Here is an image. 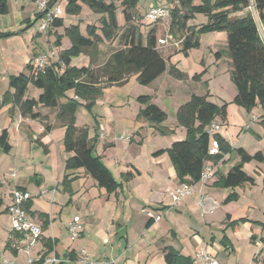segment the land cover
I'll return each instance as SVG.
<instances>
[{
    "label": "trees",
    "instance_id": "obj_1",
    "mask_svg": "<svg viewBox=\"0 0 264 264\" xmlns=\"http://www.w3.org/2000/svg\"><path fill=\"white\" fill-rule=\"evenodd\" d=\"M59 1L51 0L48 7L54 8ZM172 1L178 2L179 5L171 10L169 33L175 35L179 31L187 32L179 52L188 55L191 49L199 48L202 34L226 33L227 54L232 67L231 79L237 91L232 103L242 107L249 114L260 108L264 126V0H202L200 5H194L193 0ZM117 2L121 3V10ZM80 3L89 7L94 13L105 16L100 23L101 34H98L99 29L94 25L87 26V37L82 35L78 25L65 28L64 35L69 38L71 47L62 51L57 60L53 61L50 58L48 66L43 71L35 70L32 65L31 75L21 74L11 77L10 88L14 89V93L8 92L4 96L3 105L10 107L11 114L15 108H18L23 117L33 120L41 119V114L35 112L38 107L57 109V119L66 129L63 140L64 149L66 153L72 154L66 161V172L83 169L99 188L105 189L109 195H112L117 193L123 184L114 178L102 158L96 155L97 138L90 139L88 129L76 125V112L82 104L81 101L86 103L89 111H92L104 85L121 86L132 76H137L139 85L149 86L166 72L180 81H183L186 75L175 64H171L169 59L165 60L159 52L157 43L160 38L157 40L156 29L148 32L146 43L143 44L142 34L138 35L137 27L132 24L135 19L132 11L138 6L139 0H68L67 14H80ZM7 12V1L0 0V14L5 15ZM119 13L122 14L123 21L128 26L121 35L124 48L114 52L98 71L93 68L92 60L87 67L71 66L72 59L88 54L89 50H97L99 44L104 41H113L117 38L121 27L118 21ZM195 14L207 16L208 23L199 28L188 27L187 21ZM41 17L42 14L38 13L35 21ZM31 24L32 22H28V25ZM59 27H64V19L54 20L50 29ZM11 35L0 34V38ZM61 40L62 36L56 35L55 47L61 46ZM96 53L93 52V54ZM221 54V52L216 53L217 59H220ZM204 75L205 72L195 74L193 81L201 82ZM29 85L43 91L38 100L25 98ZM68 91H74V97H68L66 95ZM208 97L209 92L203 96L192 95L189 101L179 107L176 120L179 126L186 129V138L175 141L170 148L154 154V156L163 154L169 156L181 184L197 185L207 163L212 161L217 165L233 151L230 144L221 135H217L220 142V154L210 155L207 126L218 115L226 119L229 104L218 106L208 101ZM61 100L64 102L61 103ZM138 102L145 107L138 114L137 120H146L156 129H160L163 135H167V131L162 128L168 119L167 113L154 104L150 96H140ZM45 129L48 131L51 127L46 125ZM11 150L8 130H4L0 135V156L9 154ZM236 151L240 162L226 175L219 176L212 185L214 188L236 189L245 184L255 185L254 177L250 176L244 167L252 161L264 162L263 152L260 151L252 156L243 148H238ZM217 174L218 172L215 175ZM123 177L125 181H129L132 175L124 174ZM72 181L69 175H65L62 183L64 191L70 196L73 193ZM238 200L239 195L234 192L227 196L223 203L226 205ZM32 205L31 201L26 203L28 212ZM39 217L44 216L39 214ZM230 219L231 216L227 215L229 221L227 227L236 229L239 222H230ZM152 220L151 218L149 224L153 223ZM47 226V222L44 223V227ZM226 239L228 238L225 236L221 241L224 246ZM45 245L47 252L37 262L38 264H44L48 254L54 251L51 240H47ZM7 247H10V244H7ZM261 253H264V248L261 249ZM164 257L166 264H193L194 262L191 257L184 256L171 247L165 248ZM67 258L74 260L76 254L70 252ZM52 264L68 263L66 260H59Z\"/></svg>",
    "mask_w": 264,
    "mask_h": 264
},
{
    "label": "crops",
    "instance_id": "obj_2",
    "mask_svg": "<svg viewBox=\"0 0 264 264\" xmlns=\"http://www.w3.org/2000/svg\"><path fill=\"white\" fill-rule=\"evenodd\" d=\"M6 1L8 12L5 15L0 14V34L12 35L10 37L0 38V135L4 130H8L12 150L9 154L0 156V213L6 214L10 221V229L8 230L6 237L7 240L4 246V253L1 254L0 260L3 257H8L13 263L16 260L15 262L18 264H27L29 259L28 254L25 253V250H23L25 241H23L21 235L11 231V219L8 214V207L11 204L10 191L15 188L27 191L31 194V202L33 205L29 211V214L31 219L42 227L43 233L39 245L34 248L30 254V257L35 259L37 262L47 252L45 245L47 240H51L53 243L54 253L51 252L48 254L44 264H52L47 262V260L50 259H57V261L66 260L68 264H79L78 259L83 250H86L89 257L95 262L116 259L118 260V264H166L164 250L167 247L175 249L184 256H189L193 260L195 254L201 249H207L211 253L215 254L214 250L212 249V245L216 242V239L211 238L210 242H212L214 239L215 242L211 245H208L207 238H203L202 236L200 237L202 231L200 227V222H202L201 215H205V217L211 215L218 208L219 204H221L223 205L221 215H230L232 220L235 218L232 214L223 211L225 208V204L223 202L227 197L216 200L214 197L208 194V192L216 190L212 185L218 179V177L226 175L228 171L221 172V170L218 169V174L216 175L213 182L205 186L200 184L194 185V196L193 194L191 195L192 197L187 196L179 204L175 205L171 197L168 195V191L182 184L179 183L176 177V171L170 161L169 156L167 154L154 156V154L158 151L170 148L175 142L173 135L174 133L172 130L179 126L176 120V112L179 107L189 101L192 95L203 96L207 92H209L210 95V88L207 87L206 90L204 89L201 93H192L189 95L188 99H185L184 103L174 104L171 111L172 117H170V113H168L164 107L160 106V104H156L168 115L167 121L162 125V128L167 131L168 136L166 135V139L168 140H165L167 142L164 143H166L165 146L168 147L154 150L149 152V154H146L152 159L150 160V168H142L132 161L131 163L128 162L123 164L121 157L113 158V161H111L110 158L107 163V156L110 153H112L114 156L113 153L116 150L118 151V131H116V127L111 128L109 126V122L96 120V126L94 128V133L96 132V134L91 137L88 132L90 139L95 138V136L98 134L97 143L95 146L96 155L102 158L103 163L110 170L115 179L119 180L117 177L118 174H120V179L123 178L125 182L123 175L131 174L132 177L129 181L130 184L132 183L133 185L134 183L139 182L145 190L149 191V196L144 200L138 199L137 201L139 203H136V199L128 197L124 198L122 196L124 191L122 185L121 189L115 193L117 203L115 206H112V209L110 208L108 225L105 219L101 220L100 218L92 220V222H90L91 225H85L82 221L83 218L81 215H79L80 212L78 209H81L80 200L87 196V193L85 196V192L87 191L85 188L87 187L86 185L89 183L91 177L86 174L83 169L73 172H66V161L72 156L71 153L65 152V155L62 153V157L60 156L56 163L53 162L51 156L52 150L50 147L53 143L57 145L60 143L61 153L62 149H64L61 143H63L66 132V129L60 125L61 123L57 125L59 121L57 120V113H55L53 116L50 114L52 109L38 107L35 109V112H39L41 114V119L33 120L28 117H23L18 108H15L13 114H11L9 110L10 107H4L3 105L4 96L8 92L14 93V89L10 88V78L13 76H19L21 74H25L27 76L31 75L32 65L34 66V59L41 55L49 56V53L46 55L42 53L44 51L42 40L45 39L42 36L43 34L39 33L38 30L34 31L32 29L33 23L36 22L35 20L38 14V8L36 7V4L30 0ZM33 5H35V7ZM242 14L243 13H241V15ZM103 17L105 16L101 15V19ZM118 21L120 26H123L121 24L122 21L120 20V15H118ZM28 22H32V24L28 25ZM73 25H77V22H75ZM86 27L87 26H84L82 28L85 29ZM196 27L199 28L201 26ZM65 28L68 27H66L64 20V29ZM50 30L51 31L48 35L47 33L45 34L47 35V40L45 39V41L49 45V50L51 48L52 53L55 54V57H51L54 61L57 60V57H59L62 51L68 50L71 47V42L68 39L65 40V36H63V33H60L58 29ZM55 35L62 36L61 46L57 49L55 47L56 37L53 38ZM215 37V43L213 46H211L214 47L212 50L216 53L221 52L217 50L216 47L218 46L219 42H227V35L226 33H216ZM217 41L218 43L216 44ZM173 54H171L168 58L171 64H174L171 61V56ZM220 58L223 59V53L221 54ZM225 58L229 63V69L231 72V60L227 58V56H225ZM221 59H216L215 62H213V65H217ZM89 61L90 59L82 54L81 56L72 59L71 66L87 67L89 66ZM175 65L180 71H187L186 68H183V64L182 66L179 64ZM189 76L190 74L188 73L186 78L183 81H180L174 79L168 72H166L151 84L156 86V92L153 93V95L147 96L152 97L153 103V100L158 98V96H162L164 99H173L172 95H174V92L171 91L170 85L179 88V86H182L187 81H193L190 80L191 78ZM204 77L202 78V81L204 80ZM129 80L124 85H126ZM202 81L198 83L200 84ZM122 86L123 85H121V87ZM29 89L30 85L28 92ZM35 89V97H32V99L38 100L43 91L37 88ZM236 93L237 91L234 92L233 100L236 96ZM27 94L25 98L29 99L27 98ZM233 100L228 104L232 103ZM208 101L218 106L223 104L210 99H208ZM63 102L64 100H61V103ZM143 109V107H140L139 112ZM253 118L255 117L252 116V119ZM170 120L172 122L169 125L168 122ZM77 122L78 121L76 120V124ZM140 123H142L140 128H144L143 125L147 124H149V127L153 129L156 128L146 120H141ZM46 125H49L51 129L46 131ZM89 129L93 131L91 127H89ZM12 132L18 134V144L16 149L15 145H13L11 142ZM128 132H133L136 134V131L133 127L124 131L125 134ZM143 133L144 132L139 129L138 134H136L141 137V139L138 140L142 143L144 140ZM122 136L121 138H123ZM221 136L223 137V135ZM130 138V141L136 140V136L134 135ZM225 140L227 141V138ZM139 141L136 140V144L141 146L142 143ZM227 142L230 144L229 141ZM25 147L27 149L26 151L29 149L30 152H33L29 157H26L23 152ZM141 152L144 153V151ZM37 153L40 154L39 157H37ZM42 153L44 156H42ZM22 154H24V159L26 160L25 162L21 160ZM66 155L68 156L66 157ZM227 159L228 158L225 156L221 163H227ZM109 162H111V165H108ZM215 165L216 164H214V166ZM17 168L20 170H26V172H30V175L27 177L28 179L18 181L13 187L12 184L8 182L10 185L5 187L7 184V180L5 178L6 173L8 174V179L11 180L12 177L10 174ZM65 175H69L73 180L71 183L73 192L72 196L65 192L62 187ZM250 176L254 177L253 175ZM76 183H79L78 190L75 189ZM128 184L129 183L127 182V185ZM83 190H85L83 196H80L82 195L81 193ZM235 190L232 193H237L239 195V200H241L240 193ZM61 191L62 196H57L59 195L57 193H61ZM200 195L204 196L203 208H200L197 202L199 201L198 199L200 198ZM110 196L107 201L111 200ZM86 207L88 208V205ZM137 207H140L141 212L146 215L140 235L134 236L133 233L126 232L125 236L122 234L119 236L118 233H121L119 230H123V228H125L128 223H131L132 219L129 216L131 215L133 209H136ZM76 208L77 212L73 215V219L75 216H79L85 228L83 229L79 239L73 240L70 237L71 242L68 246H65V242L68 241L67 235H69L67 227L68 224L73 221V219L71 220L70 217H65V212L66 210H69V212L75 211ZM105 208L106 206L102 207V211H104ZM147 213H150L153 217H149ZM39 214H43L44 217L40 218ZM238 214L239 213H237V215ZM157 217H160V220L156 221L155 219ZM151 218L153 219V223L149 224ZM46 222L48 226L44 227V223ZM105 225H107V228H109L111 232L115 233V237L119 236L117 247L111 248L109 252L103 251L104 249L100 247V245L105 246L111 243L109 241L108 244H105V240H108L103 233L104 229H106L104 227ZM207 225L210 224L205 221V226ZM161 231H163L165 236L170 235L171 241L169 243L166 244L163 242V244H159L160 240L162 241L163 238V236L161 237L159 235ZM131 235L133 238L130 237ZM201 238H203V240ZM123 241L125 242L124 245ZM7 244H10V247H7ZM263 246L264 245L261 246V249ZM70 252H74L76 254V258L74 260H69L67 258ZM12 257H14L15 260H13ZM193 264H196V262L194 261Z\"/></svg>",
    "mask_w": 264,
    "mask_h": 264
},
{
    "label": "rangeland",
    "instance_id": "obj_3",
    "mask_svg": "<svg viewBox=\"0 0 264 264\" xmlns=\"http://www.w3.org/2000/svg\"><path fill=\"white\" fill-rule=\"evenodd\" d=\"M193 2L194 5H200L202 3V0H193ZM120 4V2H117V5L121 10ZM57 5L61 6V13L59 18L65 20L66 27H69L70 24L73 25L75 24V22H77V25L81 26V32H83L82 35L87 37V27L85 29L82 27L94 25L99 29L98 34H101V14L94 13L89 9V7L80 3V14L68 15L66 11L68 0H60ZM156 5H164L172 10L179 4L178 2L172 0H139L138 6L132 11L135 16L132 24L137 27L138 35L142 34L143 44L146 43L148 32L153 29H156L157 31V40L159 38L166 39L168 37V30L171 24V20H167L166 22L153 23L146 18L148 8ZM33 6L35 7V5ZM119 14L120 20L122 21L121 24L124 25L120 27L117 38L113 41H104L103 43L99 44L97 50H89L88 54H83L85 57H88L90 61L92 60L93 68L95 69V71H98L114 52L124 48V43L123 41H121V35L125 32V29H127L128 26L125 25L122 14ZM41 23L42 19L37 20L32 29L34 31L38 30ZM207 23V16H205L204 14H195L193 17L189 18V20L187 21V26L194 29L196 28V26H202ZM56 29H58L59 32L63 33L64 35V27H59ZM50 31L51 30H48L47 35ZM45 34H43L42 36L47 40V35ZM186 35V31H179L177 32V34L172 35L173 40L170 39L165 45L157 43V48L163 55L165 60H168L169 56L174 53L171 56L172 63L179 64L180 66H182L183 64V68L187 69L186 72H183L186 73L185 75H187L188 73L190 74V80H193L195 74H201L205 72L204 80L200 84L194 81H187L182 86H179V88L170 85L171 91L174 92V95H172L173 99H164L162 96H158V98H155L153 100L154 104H160V106L164 107L167 112L170 113V117H172L171 111L174 104L184 103L185 99H188L189 95H191L192 93H201L204 89L206 90L207 87L210 88V95L208 99L223 103L222 105L231 102L234 97V92L236 91L235 85L231 79L229 63L225 58V56H227L228 58L227 42H219L216 48L217 50L221 51V53H223V59L220 58V62H218L217 65H213V62H215L217 57L216 52L212 50L214 49V47L211 46H213L215 43L216 33L202 34L200 36V47L191 49L188 55H186L184 52H179L182 48L181 42ZM169 36H171V34H169ZM55 37L56 35L53 36V38ZM45 39L42 40L44 50L42 53L45 55L49 53V55H51L52 49L50 48L49 50V45L45 41ZM67 39L69 40V38L65 36V40ZM217 43L218 41L216 42V44ZM57 48L58 47H56V49ZM93 52L97 53L93 54ZM35 90V87L30 85L27 98L32 99V97H35ZM155 92V85H151L149 87L139 85L137 76H132L129 82L122 87L114 86L112 88H109L108 85H104L101 88L100 98H98V100H100L98 103L96 102L98 105L95 104L97 106L94 105L92 107V111H89L85 105L86 103L81 101L82 104L77 108L76 112V120L78 121L76 124L77 126L86 129H89V127H91L93 131L90 129L88 131L91 137L96 134V132L94 133L96 120L109 122V126L111 128L116 127V131H118V151L116 150L113 153L114 156L112 155V153L107 156V163L110 158L111 161H113V158L121 157L123 164L128 162L131 163L132 161L142 168H150V160L152 159L149 155L146 154H149V152L154 150L168 147L165 146L166 143H164L167 142L165 140H168L166 139L168 135H163L160 129H153L149 127V124L143 125L144 128H140L142 123H140V120H137V114L140 113V107L144 108V105L138 102V97L153 95V93ZM66 95L72 98L74 97V91H68ZM50 112V114L54 116L55 113H57V110L52 109V111ZM227 112L228 115L226 119H224L221 115H218L214 120L220 123L221 131L219 132V134L223 135L225 139L227 138V141L230 142V146L232 147L233 151L226 156L228 158L227 163L224 164L220 162L219 164H217V166H214L215 174L216 172H218V169H220L221 172H227L233 166L237 165L240 162L239 156L236 151L238 148H243L248 152V154L252 156L260 151L264 154V126L262 125L263 119L261 117L263 113L261 109L257 108L251 114H249L246 113V111L242 107L230 103L228 105ZM252 116L257 120L252 119ZM171 122L172 121L170 120L168 124L170 125ZM59 123L60 121H58L57 125H59ZM131 127L134 128L136 134H138L139 129L144 132L143 143L139 141L141 137L134 134L133 132H128L127 134L124 133L126 129H130ZM172 131L174 133L173 135L175 141H182L186 138L187 131L185 128L178 126ZM133 135L136 136L137 141L142 143L141 146L136 144V140L130 141V137ZM121 136L123 138H121ZM95 137L97 138L98 134ZM211 140H214V136L211 137ZM11 142L13 145H15L16 149L18 144L17 133H11ZM61 144L64 147V143ZM50 149L52 150L51 156L53 162L55 163L60 158V156L62 157V153L65 155V149H62L60 153V143L58 145L53 143ZM26 150L27 149L25 147L23 149V152L26 157H29L33 152H30L29 149L28 151ZM141 151H144V153ZM24 154L21 155V160L25 162L26 160L24 159ZM36 155L37 157L40 156L39 153H37ZM42 156H44L43 153ZM67 156L68 155H66V157ZM110 163L111 162H109L108 165H111ZM210 164L212 166L214 165L212 161L210 162ZM245 170L249 175L254 176L255 185L245 184L241 187H238L236 190L214 188L216 190L208 192V194H210L216 200L226 198L234 190L240 193L241 200H239V202L234 201L226 204L223 210L224 212L230 213L235 217L233 218V220L231 218L230 222L238 221V227L236 229L227 227L229 221L227 220V216L221 215L223 208V205L221 204H219L218 208L211 215H208L207 217H205V215H201L202 222H200V227L202 231L200 237L202 236L203 238H207L208 245L214 243L216 239V242L212 245V249L214 250V253L218 255H216V259L219 264H264V253H261V246L264 245V162L260 163L258 161H252L251 163L245 165ZM13 172L16 173V176L15 178H11V180L8 179V174L6 173L5 178L7 180V184L5 185V187L7 185L9 186L10 184H12L13 187L15 186L14 184L18 181L28 179L27 177L30 175V172H26V170H20L18 168ZM117 178L119 180H116L123 184L124 191L122 193V196L124 198H133L136 199V203H139L137 201L138 199L144 200L149 196V191L145 190L139 182H136L133 185L132 183L130 184V180L124 182L123 178L120 179V174H118ZM127 182L129 183L128 185ZM86 186L87 187L85 189L87 191L85 192V196L86 193L87 196L83 197V199L80 200L81 209H78V211L80 212L79 215H81V217L83 218L82 221L85 225H91L90 222H92V220L100 218L101 220L105 219L108 225L110 208L112 209V206H115L117 203L115 194H112L110 196L105 189L99 188L92 178H90L89 183ZM75 189H79V183H76ZM84 191L85 190H83V192L81 193L82 195L80 196H83ZM57 194H59L57 196H62V191L61 193ZM109 196L111 197V200L107 201ZM87 205L88 208L86 207ZM104 206H106V208L104 209V211H102V207ZM201 207L203 208V206H200V208ZM76 212L77 208L75 209V211L70 212L69 210H66L65 217H70L72 220L73 215ZM237 213L239 214L237 215ZM129 217L132 219L131 223H128L127 226L123 228V230H119L121 232L118 233L119 236L120 234L125 236L126 232L133 233L134 236L140 235L146 215L141 212L140 207H137L136 209H133ZM205 221H207L210 225L205 226ZM9 225L10 221L8 216L6 214L0 213V256L2 253H4V246L7 240L6 237L8 234V230L10 229ZM107 225L104 226L106 229H104L103 233L111 243L105 246L100 245V247L103 248V251L105 252H109L111 248H116L119 238V236L115 237V233L111 232L109 228H107ZM84 228L85 226H83V229ZM159 235L161 237L163 236L162 241L160 240L159 244H163V242L167 244L171 241L170 235L165 236L163 231H161ZM225 236L228 239L225 240L226 245L224 246L221 241ZM130 237L133 238L132 235ZM67 238L68 241L65 242V246H68L71 242L70 235H67ZM203 238L201 239L203 240ZM211 238L215 239L210 242ZM253 238H255V240ZM124 243L125 242L123 241V245ZM12 258L13 260H15L14 257ZM15 261L14 263L18 264Z\"/></svg>",
    "mask_w": 264,
    "mask_h": 264
},
{
    "label": "built area",
    "instance_id": "obj_4",
    "mask_svg": "<svg viewBox=\"0 0 264 264\" xmlns=\"http://www.w3.org/2000/svg\"><path fill=\"white\" fill-rule=\"evenodd\" d=\"M51 0H36L34 3L38 8V13L42 14V23L38 28V32L45 34L50 29L54 20L58 19L61 13V6L56 5L54 8H49V3ZM146 18L153 23L166 22L171 20V9L164 5H156L151 8H148ZM166 39H159V44L165 45L170 39L173 40V36H169ZM51 57H55V54L52 53L49 56L41 55L34 59V67L37 71H43L49 63ZM256 120L255 118H253ZM221 131L220 123L213 120L208 125V135L210 137V155L220 154V142L217 139V135H220ZM214 136V140H211V137ZM12 178H15L16 173L12 172L10 174ZM215 178L214 165L207 163L202 172L200 182L198 184L205 186L212 182ZM194 193V185L182 184L176 186L174 189L168 191V195L171 197L175 205L179 204L185 197L191 196ZM11 204L8 207V214L11 219V231L13 233L21 235L23 241H25L24 249L25 253L28 254L29 259L27 264H38L37 261L30 257L31 252L39 245V242L42 238V227L35 223L26 210V203L32 200V196L29 192L21 189H12L10 191ZM204 196L200 195L198 204L203 206ZM150 217H153L148 213ZM156 221L160 220V217L155 219ZM83 223L79 216H75L73 221L68 224V233L73 240L80 238L81 233L83 232ZM109 241L105 240V244H108ZM194 261L196 264H219L216 259V255L211 253L207 249L199 250L195 256ZM48 263H56L57 259L47 260ZM79 264H118V260H102L99 262L93 261L86 250L81 252V255L78 259ZM0 264H14L8 257H3L0 260Z\"/></svg>",
    "mask_w": 264,
    "mask_h": 264
},
{
    "label": "water",
    "instance_id": "obj_5",
    "mask_svg": "<svg viewBox=\"0 0 264 264\" xmlns=\"http://www.w3.org/2000/svg\"><path fill=\"white\" fill-rule=\"evenodd\" d=\"M36 22L33 23V25L35 24Z\"/></svg>",
    "mask_w": 264,
    "mask_h": 264
}]
</instances>
